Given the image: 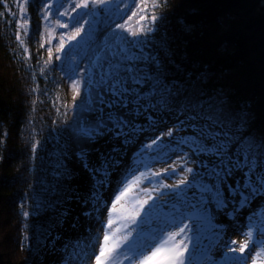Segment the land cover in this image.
<instances>
[{"label": "trees", "instance_id": "16d2710c", "mask_svg": "<svg viewBox=\"0 0 264 264\" xmlns=\"http://www.w3.org/2000/svg\"><path fill=\"white\" fill-rule=\"evenodd\" d=\"M140 1L146 8L143 25L152 30L127 50L139 58L136 69L150 79L142 85L129 82L142 98L121 108L108 106L111 81L100 83L107 74L96 59L106 46L102 35L124 20L121 10L101 9L99 17L84 10L69 19L58 14L67 1L0 0V264H56L47 257L71 247L64 224L71 222L72 202L81 197L76 188L80 173L115 174L110 184L132 161L148 159L153 166L173 159L185 172L181 182L215 179L208 199L217 205L218 182L210 174L217 158L197 154L181 142L205 125L230 133L234 152L241 138L254 145L257 172L264 169V0ZM64 20L70 32L60 31L57 21ZM76 27L83 29L82 42L67 46ZM81 78L86 82L82 95L96 87L106 106L98 127L80 132L89 138L85 147L75 139L67 90L69 81ZM207 117L222 126H212ZM241 176L230 177L233 188L237 181L243 183ZM227 182L219 187L228 188ZM193 192L189 195L201 193ZM241 192L249 201L243 206ZM227 196L224 206L217 207L231 217L239 215V208L264 205V192L250 195L241 187Z\"/></svg>", "mask_w": 264, "mask_h": 264}, {"label": "rangeland", "instance_id": "374dc122", "mask_svg": "<svg viewBox=\"0 0 264 264\" xmlns=\"http://www.w3.org/2000/svg\"><path fill=\"white\" fill-rule=\"evenodd\" d=\"M63 1H67L63 10L68 13L66 17L76 16L84 10H92L99 17L101 9H117L125 14L121 23H126L134 30L143 25V20L137 24L139 16L144 14L140 13L139 9H146L140 0H110V2L103 0L97 5H92L89 0L90 6L87 9L75 8V3L80 0ZM17 2L21 4L22 0H17ZM132 12H137L138 15L131 17ZM61 24H67L66 20ZM118 25L114 26L112 32L102 35L106 46L101 47L96 56L97 64L105 74L112 65L119 61L122 62L121 57L119 58L121 49H128L131 44L140 39L141 34L132 36L129 32L119 29ZM57 26L58 24H53L51 34L57 30ZM60 31L70 32L69 26L60 27ZM82 39L83 33L81 32L74 39L70 37L66 45L81 43ZM117 58L120 60H116ZM85 83V79L81 78L79 95L74 93L72 83L70 81L67 83L68 94L73 106L75 139L81 147L89 144V138L79 136L80 132L84 129H96L103 121L101 116L106 107L105 103H100L102 93L96 87L94 90L88 88L89 93L86 97L82 95L81 91ZM142 160L143 158L126 164L119 172L118 181L115 182H112L115 174L107 177L108 172L102 176H97L96 172L93 174L80 173L76 188L81 197L72 202L71 222L64 224L63 235L71 247L65 246L62 254L48 256V262L96 264L95 256L99 254V248L103 246L104 234L109 233V247L114 242L120 241L116 251L112 253V264H139L137 256L129 250L130 246L136 244L143 247L144 244L154 243L167 232H178L180 228L176 225L181 223L187 225L183 233L187 237L184 241L186 245V251L183 253L184 264H264V254L257 256L258 253H264L263 204L253 203L249 210L239 208V215L231 217L228 213L219 211L218 202L217 205L209 203V191H204V188L208 187L212 190L215 179H202L201 177L198 183L181 182L180 178L185 172H181L180 162L175 163L173 159H170L154 163L152 166L150 160ZM197 175L199 176L200 172L197 171ZM108 180H112L110 184L107 183ZM133 181L137 182L133 183ZM233 181V178H228V185L232 186ZM128 185H131L130 190L119 203H116L115 198ZM105 186L107 188L100 190ZM220 188L223 198L226 199L229 194L228 188ZM193 191L201 192L202 195L199 193V196H194V194L190 196L189 194ZM113 204H116L115 212L112 209ZM210 204H212L211 207ZM132 216L135 217L134 221L131 219ZM110 219L113 223L112 227L108 228ZM117 228L121 231L117 232ZM249 231L252 232L250 240L246 237ZM125 233L129 234L128 239L122 241L121 238ZM218 233H220L219 236ZM216 237L220 239L217 240ZM180 239L181 237L178 236L177 240ZM214 239L216 242H213ZM75 241L79 242L76 244ZM233 241L235 243H232ZM245 242L248 247L241 253L239 248ZM76 245H79V248L74 254Z\"/></svg>", "mask_w": 264, "mask_h": 264}, {"label": "snow or ice", "instance_id": "6c2138e0", "mask_svg": "<svg viewBox=\"0 0 264 264\" xmlns=\"http://www.w3.org/2000/svg\"><path fill=\"white\" fill-rule=\"evenodd\" d=\"M103 0H91L92 5H97L98 3H102ZM110 2V0H109ZM75 8H89V0H80V2L75 3ZM157 5L153 4L152 7H156ZM50 7V5H49ZM23 8H21V20L25 19L23 16ZM144 8H140V13H145ZM46 15H50V13L45 9ZM61 16H66L68 13L59 12ZM138 15L137 12H132L131 17H136ZM129 17V19L131 18ZM72 19V17H69ZM147 19L146 15H140L139 20H137V24H139L140 20ZM156 16L153 14L151 16V22H155ZM60 27H68L67 24H61L57 21ZM79 23V21L77 22ZM86 23V21H84ZM118 28L129 32L132 36H137L138 34H146L147 31H151L150 27L145 28L144 25H140V27L134 30L132 27H129L126 23H121L118 25ZM83 31L81 27H76L75 31L72 33L71 38L74 39L76 36ZM63 41V37H61V42ZM63 44L61 43V49ZM58 49V50H61ZM121 61H129V63L125 66L122 62H117L112 65L106 76L101 77V84H104L106 80H110L111 83L107 85L106 91L110 93L112 99L108 101L109 107H127L130 103H137L142 97L135 87H128L129 82L132 85H142L148 79L149 76H145L142 74V69L138 70L135 67V62L139 59L135 55L131 54L127 49H121ZM51 55V53H49ZM124 73V75H122ZM72 89L76 95L80 94L79 91V81L72 84ZM131 97V99H130ZM75 98V97H74ZM100 103L104 104L105 101L102 97H100ZM198 117H192L191 119H197ZM108 119L113 120V116L109 114ZM206 119L212 120L211 117H207ZM122 121L119 117L116 118V126L119 127ZM212 126L221 127V123L216 120H212ZM193 130L195 131L196 126L191 125ZM168 136L172 135V132L169 131L167 133ZM226 138V139H225ZM182 143L190 144L192 150L197 154H206L209 156H213L217 158V164L213 166L210 170V174L215 176L217 179V188L215 193V199L218 202V206H224V198L222 194V190L219 185L226 184L228 178L234 176L237 172H240L243 176V183L241 184L239 181L236 183V187L233 188L231 185L228 186L229 193L239 192V189L243 187L244 189L250 190V195H255L257 192H264V169L261 172H257V159L253 154L254 145L245 143V139L241 138L239 141H235L236 151H233V136L228 132H220V131H212L210 130V126L205 125L201 128L199 134L194 137H186L183 138ZM151 147V145H148ZM87 167V165H85ZM175 171V169H173ZM186 171L191 173L192 168H187ZM253 176H255V184L253 183ZM137 181H133L136 183ZM131 185L125 188L123 192L120 193L119 196L115 198L116 203H119L121 198L130 190ZM204 191H211L210 188L205 187ZM241 195V205H246L249 201L248 198L244 197L243 193ZM112 209L115 212L116 204L112 205ZM138 210V209H137ZM27 215V213H25ZM191 219L192 217H188ZM131 219L134 221L135 217L132 216ZM113 221L110 219L108 221V228L112 227ZM180 230L167 232L166 235H161L159 239H157L154 243L144 244L143 247L139 245H132L130 249L139 259V264H184L183 253L186 251V245L184 244L186 236L183 235L187 225L181 224L179 226ZM117 232L121 231L120 228L116 229ZM128 233H125L122 236V241H127ZM180 236L181 239L177 240V237ZM247 239H251L252 232L249 231L246 234ZM110 235L109 233H105L103 237V246L99 248V254L95 256L96 264H112V253L116 251V248L119 246L120 241H116L109 247ZM232 243H235L233 241ZM183 245V247H182ZM248 247L247 242L242 244L239 248L241 253L244 252L245 248ZM236 251V249H232ZM264 253H258L257 256H260ZM131 259L130 257H126Z\"/></svg>", "mask_w": 264, "mask_h": 264}, {"label": "bare ground", "instance_id": "6f19581e", "mask_svg": "<svg viewBox=\"0 0 264 264\" xmlns=\"http://www.w3.org/2000/svg\"><path fill=\"white\" fill-rule=\"evenodd\" d=\"M251 208V207H250ZM181 224V223H180ZM180 224H177L176 226H180ZM171 227V226H170Z\"/></svg>", "mask_w": 264, "mask_h": 264}]
</instances>
